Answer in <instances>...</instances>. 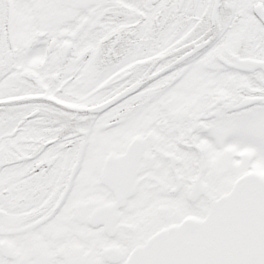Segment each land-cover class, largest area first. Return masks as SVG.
Listing matches in <instances>:
<instances>
[{
    "label": "snow or ice",
    "instance_id": "6c2138e0",
    "mask_svg": "<svg viewBox=\"0 0 264 264\" xmlns=\"http://www.w3.org/2000/svg\"><path fill=\"white\" fill-rule=\"evenodd\" d=\"M0 264H264V0H0Z\"/></svg>",
    "mask_w": 264,
    "mask_h": 264
}]
</instances>
